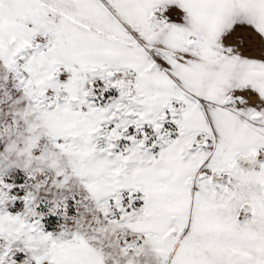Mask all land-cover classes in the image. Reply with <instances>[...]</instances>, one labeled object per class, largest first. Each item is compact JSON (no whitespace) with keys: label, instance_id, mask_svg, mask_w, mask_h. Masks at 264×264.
Wrapping results in <instances>:
<instances>
[{"label":"snow or ice","instance_id":"snow-or-ice-1","mask_svg":"<svg viewBox=\"0 0 264 264\" xmlns=\"http://www.w3.org/2000/svg\"><path fill=\"white\" fill-rule=\"evenodd\" d=\"M0 264H264V0H0Z\"/></svg>","mask_w":264,"mask_h":264}]
</instances>
